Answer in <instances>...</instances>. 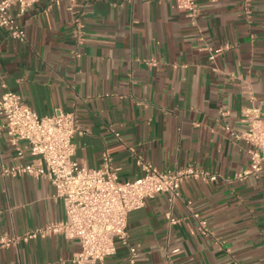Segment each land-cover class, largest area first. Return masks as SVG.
I'll list each match as a JSON object with an SVG mask.
<instances>
[{"label":"crops","instance_id":"crops-1","mask_svg":"<svg viewBox=\"0 0 264 264\" xmlns=\"http://www.w3.org/2000/svg\"><path fill=\"white\" fill-rule=\"evenodd\" d=\"M53 1L10 8L25 39L0 28V96L18 94L38 116L74 113V159L100 169L107 154L121 182L141 175L138 159L217 177L188 179L176 199L156 195L128 215L135 264H264V166L234 179L249 164L236 137L244 112L264 109V0H251L249 17L243 0H197L193 21L174 0ZM31 162L25 142L0 133V238L17 240L0 247V264H72L74 240H19L64 220L49 181L2 173ZM128 255L116 242L103 264Z\"/></svg>","mask_w":264,"mask_h":264},{"label":"built area","instance_id":"built-area-1","mask_svg":"<svg viewBox=\"0 0 264 264\" xmlns=\"http://www.w3.org/2000/svg\"><path fill=\"white\" fill-rule=\"evenodd\" d=\"M43 0H0V28L11 38L23 42L25 34L16 18L9 14L12 6H18L19 14ZM61 0H54L59 4ZM176 9L189 20H195L199 8L197 0H174ZM243 12L251 14V0H243ZM223 48L211 51L210 58L222 52ZM247 129L237 135L249 146L248 167L234 174V179L242 181L256 176L264 166V109L245 110ZM0 133L5 132L11 144L23 141L34 162L16 164L2 170L12 176L30 175L36 179H46L54 188L53 197L59 200L64 210V220L52 222L19 238L27 242L38 237L61 235L77 242L79 250L72 258V264H103L104 258L116 251V242L126 246L129 255L127 264H135L137 253L129 246L128 215L145 205L148 199L166 194L170 200L179 195L180 185L188 180L215 181L217 177L188 167L176 171L158 170L140 159L137 165L141 175L121 182L119 168L111 165L107 154L103 156L100 169H90L75 159L72 138L82 134L76 116L72 112L55 111L52 115L38 116L21 97L6 91L0 96ZM22 153L17 151V157ZM171 221L174 222L173 219ZM205 225L199 222L200 228ZM14 238H0V247L14 244Z\"/></svg>","mask_w":264,"mask_h":264}]
</instances>
